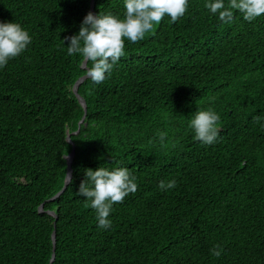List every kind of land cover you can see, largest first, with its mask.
<instances>
[{
    "label": "trees",
    "instance_id": "trees-1",
    "mask_svg": "<svg viewBox=\"0 0 264 264\" xmlns=\"http://www.w3.org/2000/svg\"><path fill=\"white\" fill-rule=\"evenodd\" d=\"M92 1L0 0V22L32 38L0 70V264H50L55 232L53 264H264V15L249 23L234 10L222 23L189 0L177 22L125 40L110 78L80 86L87 117L75 135L85 110L73 89L87 71L63 41L89 12L124 13L123 0H94V11ZM209 108L220 131L205 146L189 122ZM74 145L71 184L49 202ZM101 166L127 167L137 184L107 230L77 195Z\"/></svg>",
    "mask_w": 264,
    "mask_h": 264
},
{
    "label": "clouds",
    "instance_id": "clouds-1",
    "mask_svg": "<svg viewBox=\"0 0 264 264\" xmlns=\"http://www.w3.org/2000/svg\"><path fill=\"white\" fill-rule=\"evenodd\" d=\"M188 4L189 0H123V18L111 13L94 15L89 12L78 34L65 37L63 43L67 42L69 56L79 55L86 63H91V67L86 69L87 78L93 85H98L110 78L114 66L124 55L125 40L130 43L143 40L165 17L172 23L177 22L187 12ZM204 7L222 23L233 21L234 10L249 23L264 15V0H227V3L226 0H205ZM31 42L30 34L21 24L0 22V70L22 55ZM219 119V114L211 108L196 111L189 122L194 138L202 145H213L219 136ZM257 123H260L259 117ZM260 127L264 128V123H260ZM157 136L161 143L166 140L164 132H158ZM84 176L77 195L84 197L94 210L97 227L107 230L112 224L108 217L113 205L122 203L125 197L137 190L136 177L127 167L110 170L103 166L85 170ZM175 187V180L158 184L161 191ZM222 252L219 245L211 250L215 257L221 256Z\"/></svg>",
    "mask_w": 264,
    "mask_h": 264
},
{
    "label": "water",
    "instance_id": "water-1",
    "mask_svg": "<svg viewBox=\"0 0 264 264\" xmlns=\"http://www.w3.org/2000/svg\"><path fill=\"white\" fill-rule=\"evenodd\" d=\"M92 9L94 11V0L92 1ZM87 65H88V62H84V65H83V69H87ZM88 80L87 78V75L83 78H81L74 86V94L75 96L78 98L79 102L81 103V105L83 106L84 110H85V115L83 117V120L79 123V129L78 131L75 133V135H78L80 130H81V125L83 124V122L85 121L86 117H87V104H86V101L82 99V97L80 96L79 94V88L80 86L86 81ZM68 142L72 144V141H71V135H68ZM76 157V147L74 145L73 147V151L72 153L68 156V172H67V177H66V181H67V178H68V183L65 182V186L64 188L62 189L61 192H59L53 199H51L49 202H55L56 200H58L67 190V188L69 187V185L71 184V181H72V178H73V171H72V162L74 161ZM40 211L43 213L44 210H43V207H41ZM48 214H51L52 216H55L57 217L53 212H48ZM53 240H54V254H53V258L51 260V263L50 264H53L54 263V260H55V250H56V232L54 233L53 235Z\"/></svg>",
    "mask_w": 264,
    "mask_h": 264
}]
</instances>
